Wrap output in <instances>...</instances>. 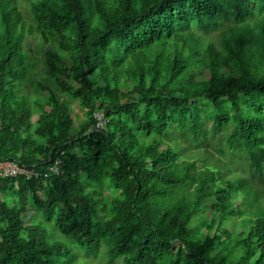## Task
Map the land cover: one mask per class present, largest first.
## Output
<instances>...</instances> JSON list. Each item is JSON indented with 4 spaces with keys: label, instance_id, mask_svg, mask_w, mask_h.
<instances>
[{
    "label": "trees",
    "instance_id": "obj_1",
    "mask_svg": "<svg viewBox=\"0 0 264 264\" xmlns=\"http://www.w3.org/2000/svg\"><path fill=\"white\" fill-rule=\"evenodd\" d=\"M229 20L220 48L200 34ZM34 37L54 48L33 55ZM34 67L41 79L26 77ZM207 120L262 172L264 0H0V161L41 173L0 177V264H76L53 231L122 264H264L257 194L185 158L174 135L204 142Z\"/></svg>",
    "mask_w": 264,
    "mask_h": 264
},
{
    "label": "rangeland",
    "instance_id": "obj_2",
    "mask_svg": "<svg viewBox=\"0 0 264 264\" xmlns=\"http://www.w3.org/2000/svg\"><path fill=\"white\" fill-rule=\"evenodd\" d=\"M21 10L24 13L26 19L31 21V12L27 3L22 2L20 5ZM233 21H226L223 25L215 31H209L207 33L200 32L203 38L207 42H213L215 45L220 48V39L222 33L227 30V28L233 25ZM25 48L33 55L42 58L43 54H36L37 50H40L42 53H45L49 49L54 48V45L49 44L46 45L39 40V38H32L27 40L25 43ZM41 71L37 68H33L26 75L29 77H36V80L41 79ZM26 78V79H27ZM199 80L203 79V77H199ZM44 82L49 84L52 88L56 89V84L51 80V78L45 76ZM29 95H35L38 92L34 89L32 84L25 85V90ZM63 99L69 102L70 106L73 110V117L76 121V124L79 121L84 119V112L80 109L76 102L70 101L68 97H63ZM213 121L207 120L205 129H207V135L205 137L206 141H196L193 140L191 136H185L176 132L174 135L177 138L179 147L183 153L185 158H189L192 160H198L202 163H210L215 166H220L221 169L225 171V176L227 179L233 178H243L246 179L248 185L252 188L253 192L257 194L261 203L264 205V165L262 166V172L258 174L255 172L252 167L248 164L244 155L238 151H231L229 146L224 138L225 133H228L230 130H220L213 131ZM226 137V136H225ZM109 195V193H107ZM236 203H240L241 199L236 198ZM30 205L33 204L30 202ZM104 205L102 204V207ZM35 209V208H33ZM105 213L104 208H102V214ZM210 217V214H205L200 216L198 219H195L191 225L192 234H200L205 233V227H207V221ZM39 221H42L41 216L39 217ZM227 226L234 230L233 240L236 243L235 248L233 249V253L239 255L243 252V249L237 246L238 241V231L242 229L241 222L239 220L231 219L227 223ZM249 226V223L246 225ZM53 238L58 239V241H64L67 246L72 250V253H75L77 256L76 264H122L123 259H117L115 261L111 260L110 256V246L107 244H103L96 254L90 253L87 250L78 246L72 239L67 238L57 231H53Z\"/></svg>",
    "mask_w": 264,
    "mask_h": 264
},
{
    "label": "built area",
    "instance_id": "obj_3",
    "mask_svg": "<svg viewBox=\"0 0 264 264\" xmlns=\"http://www.w3.org/2000/svg\"><path fill=\"white\" fill-rule=\"evenodd\" d=\"M96 118L98 120L96 124V129L105 130L107 128L108 121L103 114H97ZM50 173H60V161L56 162L53 167L49 169ZM41 173L24 166L18 162L14 161H0V177L3 178H18L26 177L28 180L33 178H39Z\"/></svg>",
    "mask_w": 264,
    "mask_h": 264
}]
</instances>
